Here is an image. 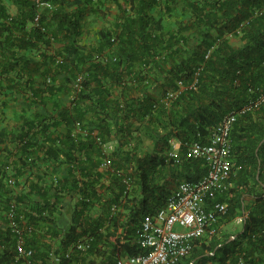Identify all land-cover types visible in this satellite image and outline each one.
I'll return each instance as SVG.
<instances>
[{
  "label": "trees",
  "instance_id": "1",
  "mask_svg": "<svg viewBox=\"0 0 264 264\" xmlns=\"http://www.w3.org/2000/svg\"><path fill=\"white\" fill-rule=\"evenodd\" d=\"M92 17L107 25L82 44ZM263 88L264 0H0V119L12 106L22 112L13 160L0 173V264L23 263L7 218L12 202L33 228L25 247L39 264L85 238L89 249L59 264L144 253L142 221L180 183L207 173L185 143L209 142ZM77 123L87 136L75 134ZM173 139L183 144L175 158ZM231 143L230 187L215 200L226 213L177 264H264V103L238 117ZM107 144L130 190L102 172ZM67 207L71 223L61 231Z\"/></svg>",
  "mask_w": 264,
  "mask_h": 264
},
{
  "label": "built area",
  "instance_id": "2",
  "mask_svg": "<svg viewBox=\"0 0 264 264\" xmlns=\"http://www.w3.org/2000/svg\"><path fill=\"white\" fill-rule=\"evenodd\" d=\"M41 6L51 8L48 3H42ZM38 20L39 16L36 22ZM80 80L81 78L78 81ZM194 84L195 82L190 85V88ZM178 86L181 89L185 88L182 82H179ZM258 96L254 102L244 105L240 111L225 116L216 126L209 142L185 143L184 146L190 158L205 160L207 173L196 181L180 183L167 198L165 205L154 215L142 221L137 229V242L145 250L144 253L129 257L118 255L115 264H177L190 256L195 240L204 237L212 227L211 233L215 232L213 225L218 222L221 215L226 213L227 209L226 204L215 200L218 195L226 193L230 187L228 182L234 168L231 133L240 115L264 103V88L259 91ZM75 134L87 136L88 132L77 123ZM170 143L172 148L168 156L175 158L183 144L175 139ZM104 148L106 154L100 167L102 172L111 171L121 177L127 189L130 190L132 178L123 174L121 170L113 168L109 155L113 146L107 144ZM78 158L80 161L85 159L82 154ZM6 170L11 174L10 166H7ZM8 184L15 185L12 175L8 178ZM209 202H212V208H209L211 206ZM112 211H116V206L112 208ZM7 218L16 236V260L23 262L22 264H39L33 258L34 252L25 247V238L33 232V228L20 224L15 202L11 203ZM242 222V217L236 219L238 225ZM91 241L90 238L80 240L62 254H57V249L54 248L49 252L51 261L59 264L62 258H71L75 251L84 253L89 249Z\"/></svg>",
  "mask_w": 264,
  "mask_h": 264
},
{
  "label": "crops",
  "instance_id": "3",
  "mask_svg": "<svg viewBox=\"0 0 264 264\" xmlns=\"http://www.w3.org/2000/svg\"><path fill=\"white\" fill-rule=\"evenodd\" d=\"M8 4H11V8L9 9L10 13L15 15L16 8L13 6L12 3L7 1V5ZM111 8H112L111 18L113 19L118 12L115 7H111ZM85 37L82 39L81 42L82 44H86ZM235 45H238V42H235ZM21 115H22L21 109L18 106H12L5 110V115L0 119V173L3 172L5 164L6 163L9 164L13 160L12 155L10 154V152H12V150H14L15 147L12 142V135L19 133L20 131V126L22 123ZM13 122H16L15 126L12 125ZM68 209L71 208L67 207L63 211V213Z\"/></svg>",
  "mask_w": 264,
  "mask_h": 264
},
{
  "label": "rangeland",
  "instance_id": "4",
  "mask_svg": "<svg viewBox=\"0 0 264 264\" xmlns=\"http://www.w3.org/2000/svg\"><path fill=\"white\" fill-rule=\"evenodd\" d=\"M8 7L10 9L11 8V4H8ZM171 22H173V21H171ZM103 26H105V21L104 20H102L100 18H96V17L90 18L89 21H88V26H87L88 34L85 37V43L86 44H92L93 42H95L97 40V31L99 30V28H101ZM12 125L15 126L16 122H13ZM61 219L62 220H60L61 222L59 224H60L62 230L61 229L60 230L64 231L68 227V225L71 223V209H68L67 211H65L63 213ZM237 226L240 227V225H238V224H237ZM49 264H58V263L50 262Z\"/></svg>",
  "mask_w": 264,
  "mask_h": 264
}]
</instances>
